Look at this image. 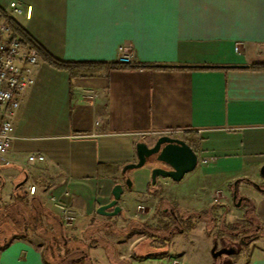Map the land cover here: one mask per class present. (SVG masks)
I'll return each mask as SVG.
<instances>
[{"label":"crops","instance_id":"1","mask_svg":"<svg viewBox=\"0 0 264 264\" xmlns=\"http://www.w3.org/2000/svg\"><path fill=\"white\" fill-rule=\"evenodd\" d=\"M12 2L20 14L12 13ZM0 13L63 62H117L119 46L130 44L133 65L166 68L72 79L39 60L15 123L12 164L0 169V202L15 203L22 190L33 201L42 197L43 208L62 223L54 202L66 205L75 214L71 225L63 223L68 241L69 233L87 234L91 223L142 221L147 229L127 238L119 256L127 264H215L213 234L201 222L217 214L238 224L244 219V209L232 203L237 181L259 223L244 264H264V70L251 69L264 64V0H0ZM163 135L194 150L195 170L180 182L160 177L155 186L150 168L123 173L136 162L138 143L152 145ZM31 156L41 160L27 164ZM27 184L40 196H28ZM117 184L123 187L119 214H96L112 201ZM159 211L172 224L180 216H201L181 234H169L165 247H144L158 230L145 220ZM226 223V236L240 230ZM71 240L75 251L88 244L86 237ZM44 259L50 264L28 236L0 248V264H46Z\"/></svg>","mask_w":264,"mask_h":264},{"label":"rangeland","instance_id":"2","mask_svg":"<svg viewBox=\"0 0 264 264\" xmlns=\"http://www.w3.org/2000/svg\"><path fill=\"white\" fill-rule=\"evenodd\" d=\"M150 168L149 164H146L144 167L140 169H133L128 171L129 174H132V172H139L148 170ZM151 169V168H150ZM187 175V174H186ZM130 179V178H129ZM131 180V179H130ZM150 181H151V170H150ZM132 182V181H131ZM40 196L39 193H35V195L32 196ZM30 196V195H28ZM41 200H31L33 202H30L33 206L36 205L38 210H32V208L28 211L31 212L29 216H31V226L28 225V227H23V229H20L19 233H26L29 239L31 241L38 244L42 252L44 253V256L51 264H127L125 260L119 259V256L122 254L124 250H127L128 247V241L131 239H134L139 236L138 232L142 229H144L141 225L142 221H139L137 219H130L128 217L126 218H116L114 221H108V223L103 224H97V223H91L88 225V233L83 236V234H71L69 233V236L71 237L69 241H72L69 243V241H65L64 239L57 238V245L58 250L56 249L57 246L55 245V248L53 249L52 241H53V234L50 230V226L48 225L46 218L47 215L51 214L47 212L45 208H43V202L44 199L40 197ZM3 203H0V205ZM193 217V216H191ZM37 218H39L37 220ZM189 219V218H188ZM180 216L179 221L174 224L171 223V219L167 217H163V214H158L157 218L154 220H150L147 218L145 221L147 226H155L157 229H161L162 224H168L171 225L172 233H175L177 235L178 233L181 234L182 229H185V227L190 228L191 225L198 224L196 218L189 219ZM214 219V220H213ZM41 220V221H40ZM132 220V221H131ZM150 220V221H149ZM235 217H230L228 219L224 218V216H219L217 214V217L208 216L207 218H203L202 225L204 226V232L207 228V230H211V235L213 234V246L211 249H214V252L222 251L223 253L218 258L214 259L215 264H244L245 260L248 257V251L250 248V245L253 242V238L250 235L239 233L236 234L235 238H230L229 236H226L225 234L221 233L223 230L226 229V226H223V224H229L226 223L230 222L232 227L239 228L240 225L236 222ZM144 221V222H145ZM149 222V223H148ZM213 222V223H212ZM189 225V226H188ZM133 230V232H131ZM170 230V229H169ZM222 230V231H221ZM240 231V230H239ZM128 233V234H127ZM134 233V234H132ZM169 231H163V229L158 232H155L154 235L159 237H166L169 236ZM134 235V236H132ZM138 235V236H137ZM228 235V234H227ZM56 236L57 233H56ZM74 236H78L81 239L83 237L88 238V244L84 251H74L71 248H74L75 242L71 240L74 238ZM130 238L129 240L127 238ZM147 237V236H146ZM177 238H179L177 236ZM146 239V238H145ZM6 239H3V241ZM148 240V241H147ZM143 245L144 247L146 244L148 245V242H150L153 247H160L162 244L160 242H156L154 240L151 241L150 239H147ZM68 243L70 245H68ZM120 244V248L118 247ZM66 247L65 249H71L68 251L69 253L65 255V249L62 248ZM165 247V246H164ZM145 251V249H143ZM212 251V250H211ZM167 252V251H166ZM87 255V256H86ZM212 256V252L210 253ZM86 256V258H85ZM85 258V261L83 260Z\"/></svg>","mask_w":264,"mask_h":264},{"label":"trees","instance_id":"3","mask_svg":"<svg viewBox=\"0 0 264 264\" xmlns=\"http://www.w3.org/2000/svg\"><path fill=\"white\" fill-rule=\"evenodd\" d=\"M0 18L3 22H5L11 31V35L14 38H17L21 45L27 49H33L34 51L37 52L39 60L46 62L48 65L51 67L62 70L68 73L70 78H76V77H88V76H93L98 73H105L108 71H136V70H146V69H166V68H161V67H155V66H146V65H127V64H120L118 62H113V63H104V64H98V63H92V62H63L58 59L53 58L48 52L40 46L38 43H36L19 25L16 24V22L9 17L8 15H4L0 13ZM252 70H264V64H256L251 67ZM254 185L253 183H251ZM240 196V195H239ZM242 197V196H240ZM17 201L13 204H1L0 205V248H4L9 240L11 238H26V233L22 232L19 233L20 229H23V227H28V225L31 226V216L29 214L31 212H28L31 208L32 210H38L36 205H32L30 202L31 199H28L27 194H25L22 190L19 191L17 194L16 198ZM246 199V198H245ZM2 203V202H0ZM245 213H244V219L239 222V230L236 231L240 232L242 234H249L253 237L257 236V233L259 231V223L257 221V218L254 213V203L245 200L244 203L241 206ZM158 214H162L160 211ZM205 214H210V212H206ZM168 216V214H167ZM201 214L196 217L197 220H200ZM48 219L47 223L50 226V230L52 231L53 234V241L51 246H53V249L55 248V245L57 246L58 250V245L56 243L57 238L64 239L65 241H68L65 228L63 227V223L55 216L53 215H48L46 217ZM39 218H37L38 220ZM214 220V219H213ZM41 221V220H40ZM189 221V219L187 220ZM177 222H182L177 219ZM213 223V222H212ZM190 224V221H189ZM193 226L192 224H190ZM189 226V225H188ZM143 228H146L145 225H143ZM147 229V228H146ZM163 229V231H169V234L172 233L171 225L168 224H162L161 229L155 230V232H158ZM170 229V230H169ZM223 230V231H222ZM221 233L223 235L227 234L228 230L222 229ZM234 230V229H233ZM236 230V229H235ZM155 232H153L150 235H153L152 238H156L158 242H160L163 246H166L169 244V236H166L164 238L159 237L154 235ZM56 233L58 236H56ZM235 233V234H236ZM168 234V235H169ZM229 234L230 238H235L236 235ZM3 239H6L3 241ZM70 245V244H68ZM66 247L63 246V250ZM78 248V247H77ZM77 248H75L77 250ZM74 250V248H71ZM71 249H65V255H67ZM75 251V250H74ZM159 255H165V252ZM139 258V256H136ZM144 257V256H142ZM141 258V257H140ZM44 262L47 261L44 259ZM50 263V262H49ZM51 264V263H50Z\"/></svg>","mask_w":264,"mask_h":264},{"label":"built area","instance_id":"4","mask_svg":"<svg viewBox=\"0 0 264 264\" xmlns=\"http://www.w3.org/2000/svg\"><path fill=\"white\" fill-rule=\"evenodd\" d=\"M9 8L14 14L21 12L14 2L9 4ZM38 62L37 52L23 47L17 38L12 37L9 26L0 18V169L12 164L9 152L13 142L15 123L25 96L34 84V73ZM117 62L134 64V51L130 44L119 46ZM82 95L93 98L95 92H82ZM40 160V157L31 156L27 164ZM199 162L205 164L209 160L200 158ZM26 192L28 195H34L35 186L27 184ZM54 203L63 223L71 225L75 214L66 205L58 201ZM141 212L142 208L138 207L135 217H139Z\"/></svg>","mask_w":264,"mask_h":264},{"label":"water","instance_id":"5","mask_svg":"<svg viewBox=\"0 0 264 264\" xmlns=\"http://www.w3.org/2000/svg\"><path fill=\"white\" fill-rule=\"evenodd\" d=\"M247 66H222V68H246ZM136 162L128 164L124 167L123 173L140 169L146 164L151 168V185L155 186L158 178L170 179L173 182H180L184 176L195 170L198 163V156L194 150L183 140L172 136H159L152 145L144 142L138 143L135 147ZM28 181L25 177L17 188L24 186ZM236 181L232 192V203L236 208H240L244 201V197H240L237 191ZM128 189L131 188L132 182L129 178L125 180ZM264 193V190L261 191ZM123 194V187L120 184L114 186L112 191V201L108 205L100 206L96 210V214L106 217H114L119 214L120 208L117 203ZM108 212V210H111ZM212 249V257L214 259L221 256L222 251L214 252Z\"/></svg>","mask_w":264,"mask_h":264},{"label":"flooded vegetation","instance_id":"6","mask_svg":"<svg viewBox=\"0 0 264 264\" xmlns=\"http://www.w3.org/2000/svg\"><path fill=\"white\" fill-rule=\"evenodd\" d=\"M247 235H249V234H247ZM251 236V235H250ZM252 238H254L253 236H251Z\"/></svg>","mask_w":264,"mask_h":264}]
</instances>
